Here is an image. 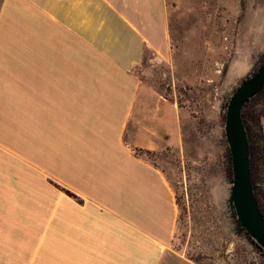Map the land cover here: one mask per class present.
Wrapping results in <instances>:
<instances>
[{"label":"crops","instance_id":"crops-1","mask_svg":"<svg viewBox=\"0 0 264 264\" xmlns=\"http://www.w3.org/2000/svg\"><path fill=\"white\" fill-rule=\"evenodd\" d=\"M169 14L166 0H1L0 264L174 256L180 206L147 155L183 150L181 110L134 72L146 55L173 63Z\"/></svg>","mask_w":264,"mask_h":264},{"label":"rangeland","instance_id":"rangeland-1","mask_svg":"<svg viewBox=\"0 0 264 264\" xmlns=\"http://www.w3.org/2000/svg\"><path fill=\"white\" fill-rule=\"evenodd\" d=\"M166 4L174 61L163 65L146 55L134 70L181 110L183 150L146 154L165 170L180 203L174 256L164 263L264 264L229 211L220 120L223 103L264 53V0Z\"/></svg>","mask_w":264,"mask_h":264},{"label":"water","instance_id":"water-1","mask_svg":"<svg viewBox=\"0 0 264 264\" xmlns=\"http://www.w3.org/2000/svg\"><path fill=\"white\" fill-rule=\"evenodd\" d=\"M263 89L264 61L232 92L225 110L223 131L232 166V180L228 182L229 211L239 224L238 230H245L264 253V218L258 209L250 178L248 137L241 120L245 103Z\"/></svg>","mask_w":264,"mask_h":264},{"label":"trees","instance_id":"trees-1","mask_svg":"<svg viewBox=\"0 0 264 264\" xmlns=\"http://www.w3.org/2000/svg\"><path fill=\"white\" fill-rule=\"evenodd\" d=\"M264 61V53L260 55L258 60L254 63L251 71L248 75L241 80L244 81L247 77L251 76ZM236 88V87H235ZM227 102L223 103L221 108L220 120L221 123L225 121V109ZM241 120L245 127L247 137H248V148H249V169L250 178L254 189L255 199L258 205V209L264 218V89L255 97L249 99L241 112ZM224 136V133H223ZM225 143V158L223 161V172L226 180H232V166H231V156L229 148ZM149 154V153H148ZM56 188L63 191L67 196L74 199L77 202H81L80 198L75 194L71 193L57 184H53ZM177 199V198H176ZM177 204L180 203L177 199ZM234 219V217L231 215ZM236 226L238 227V222L234 219ZM241 233L246 237V239L253 245L255 250L264 257V253L261 252L260 247L248 236L245 230H241Z\"/></svg>","mask_w":264,"mask_h":264}]
</instances>
